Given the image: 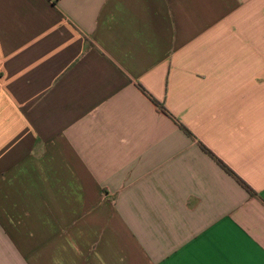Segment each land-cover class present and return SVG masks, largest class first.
I'll return each instance as SVG.
<instances>
[{
  "label": "crops",
  "instance_id": "crops-1",
  "mask_svg": "<svg viewBox=\"0 0 264 264\" xmlns=\"http://www.w3.org/2000/svg\"><path fill=\"white\" fill-rule=\"evenodd\" d=\"M0 264H264V0H0Z\"/></svg>",
  "mask_w": 264,
  "mask_h": 264
},
{
  "label": "trees",
  "instance_id": "trees-1",
  "mask_svg": "<svg viewBox=\"0 0 264 264\" xmlns=\"http://www.w3.org/2000/svg\"><path fill=\"white\" fill-rule=\"evenodd\" d=\"M154 103L156 105H158V103L156 101H154ZM218 164L230 175H232L233 177H235V179L249 192V194L251 196H255L256 194L254 193V191L243 181L241 180L237 175H235L225 164H223L221 161L217 160Z\"/></svg>",
  "mask_w": 264,
  "mask_h": 264
}]
</instances>
